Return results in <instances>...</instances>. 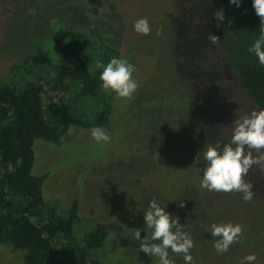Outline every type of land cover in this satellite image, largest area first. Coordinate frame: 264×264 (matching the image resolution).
Masks as SVG:
<instances>
[{"label":"rangeland","instance_id":"374dc122","mask_svg":"<svg viewBox=\"0 0 264 264\" xmlns=\"http://www.w3.org/2000/svg\"><path fill=\"white\" fill-rule=\"evenodd\" d=\"M220 9V0H0L2 79L9 78L12 63L36 47L56 59L47 40L57 23L90 39L91 31L97 30L104 44L117 49L119 59L135 67L132 76L139 86L130 99L105 90L112 97V113L104 128L111 137L108 143H98L91 135L93 128L70 126L58 143L35 140L32 145L30 173L47 174L43 198L61 210L77 203L79 222L73 224V233L81 236L94 227L107 232L102 250L92 252L105 264H159V257L139 249L147 234L144 213L153 198L178 217L193 239L194 264H241L249 254L257 256L254 264H264V170L254 165L245 177L254 193L246 202L243 193L201 187V170L181 166L186 144L193 145V140L187 141L191 133L185 118L176 123L181 117L179 94L196 95L199 106L213 110V118L223 124L222 143L230 141L233 121L254 110L225 56L207 39L209 33L224 32L213 16ZM141 18L151 26L147 35L134 30ZM51 70L44 73L54 101L59 93ZM180 107L183 113L188 106L181 101ZM161 135L168 140L161 142ZM146 145L161 147L157 158L138 151ZM189 180L199 182L196 190L181 189ZM229 222L242 225L243 234L220 254L213 247L218 238L211 235V225ZM136 229L141 230V240L135 239ZM169 258L184 264V255L171 249ZM0 264H23L20 252L0 245Z\"/></svg>","mask_w":264,"mask_h":264},{"label":"trees","instance_id":"16d2710c","mask_svg":"<svg viewBox=\"0 0 264 264\" xmlns=\"http://www.w3.org/2000/svg\"><path fill=\"white\" fill-rule=\"evenodd\" d=\"M220 2L225 17L224 32L217 34L220 40L215 45L225 56L227 67L249 104L256 111L262 110L264 65L248 51L261 34L253 0H241L239 7L229 0ZM91 32L93 39L55 24L47 41L56 59L50 52L36 47L32 54L8 67L9 78H0V245L11 252H20L23 264H105L92 252L97 254L102 250L107 232L94 227L76 236L73 224L79 222L77 203L72 201L61 210L55 202L45 200L42 185L47 174L30 173L35 140L58 143L70 126L105 128L109 123L112 97L101 86L103 69L97 68L96 63L107 65L119 55L116 48L103 43L97 30ZM50 68L54 73V90L59 93L54 101L50 81L44 73ZM178 100L188 107L182 113L179 102L177 115L181 117L176 118V123L185 118L191 133L187 141L193 140V145L186 144L188 149L181 166L196 173L201 170L199 175L203 176L206 167L203 151L209 144L221 142L219 133L223 124L213 118V110L209 112V108L199 106L196 95L189 98V94H179ZM88 107L93 108L87 111ZM162 138L161 135V142L168 140L166 136ZM158 148L146 145L138 147V151L152 159L158 157L161 147ZM153 149L158 150L157 154ZM197 155L201 161L193 167ZM191 181L180 186L181 189L196 190L199 182Z\"/></svg>","mask_w":264,"mask_h":264},{"label":"clouds","instance_id":"9594fccd","mask_svg":"<svg viewBox=\"0 0 264 264\" xmlns=\"http://www.w3.org/2000/svg\"><path fill=\"white\" fill-rule=\"evenodd\" d=\"M231 4L240 6L241 0H229ZM253 8L261 22V34L249 47L248 51L254 53L261 65H264V0H253ZM218 21L217 27L221 26L225 17L223 9L213 13ZM229 25L231 21L228 22ZM134 30L147 35L151 26L146 18H141L134 24ZM157 35H160L158 30ZM207 39L212 44H218L219 37L211 33ZM96 67L103 69L100 79L104 90H112L121 98H131L137 90L138 83L133 79L134 65L126 59L112 58L105 65L97 61ZM234 129L228 143L217 141L209 144L203 151V161L206 167L203 170L201 187L215 192H240L243 200L251 201L254 193L253 184L245 179L252 167L258 166L264 170V109L240 116L233 121ZM92 137L98 142L108 143L110 134L102 127H95L91 131ZM201 161L199 155L193 160V167ZM184 207V202H180ZM145 228L147 234L143 237L140 250L149 256L159 257V264H175L169 258V249L173 253L184 255V264H194L190 250L194 247L193 239L183 230L178 217L161 207L155 198L149 205L148 211L144 213ZM243 234V226L229 223L211 225V235L218 239L213 247L217 253H226L230 246L238 242ZM136 240H141V230L136 229L134 233ZM154 241H159L155 243ZM257 260L255 254H249L243 258L241 264H254Z\"/></svg>","mask_w":264,"mask_h":264}]
</instances>
